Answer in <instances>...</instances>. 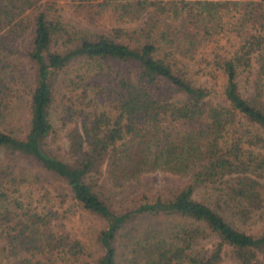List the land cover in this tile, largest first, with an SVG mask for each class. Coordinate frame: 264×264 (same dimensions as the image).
<instances>
[{"label":"trees","instance_id":"obj_1","mask_svg":"<svg viewBox=\"0 0 264 264\" xmlns=\"http://www.w3.org/2000/svg\"><path fill=\"white\" fill-rule=\"evenodd\" d=\"M242 1L0 0V264H264V0ZM156 171L184 182L136 191Z\"/></svg>","mask_w":264,"mask_h":264},{"label":"rangeland","instance_id":"obj_2","mask_svg":"<svg viewBox=\"0 0 264 264\" xmlns=\"http://www.w3.org/2000/svg\"><path fill=\"white\" fill-rule=\"evenodd\" d=\"M231 1L236 2L231 7L233 10H235L237 12L235 16H241V13L239 11L241 10V5H242L243 1L242 0H231ZM230 13H233V12L231 11ZM226 25H227V28H230V30H232L231 24H226ZM231 33H232V31H231ZM22 115L23 114L17 115L18 118H14L13 132H15V133L18 132V130H19L18 129L19 125L17 126V124L20 122ZM183 182H184V178L179 176V175L168 173V172L156 171V172H152V173L143 174L140 184L138 186L136 185V191H140L143 189L159 188V187H167L170 189H176ZM55 184H57V183H55ZM129 189H130V191L132 190L131 187ZM72 219L75 220L74 222L78 227L80 225V226L86 228V230L88 232H91L92 231L91 229L96 226L95 221H91L90 218H88L87 216H85L83 214L79 215L78 212L75 213V216H72ZM1 260H2L1 262L3 264L4 260L3 259H1Z\"/></svg>","mask_w":264,"mask_h":264}]
</instances>
